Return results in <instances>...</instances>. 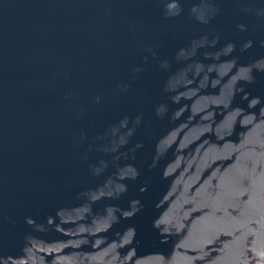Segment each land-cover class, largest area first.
<instances>
[{"label": "water", "instance_id": "1", "mask_svg": "<svg viewBox=\"0 0 264 264\" xmlns=\"http://www.w3.org/2000/svg\"><path fill=\"white\" fill-rule=\"evenodd\" d=\"M0 264H264V0H0Z\"/></svg>", "mask_w": 264, "mask_h": 264}]
</instances>
